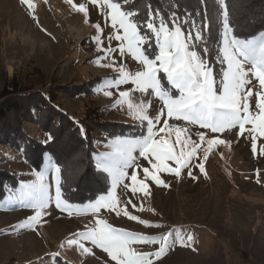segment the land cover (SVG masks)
<instances>
[{"label": "snow or ice", "instance_id": "1", "mask_svg": "<svg viewBox=\"0 0 264 264\" xmlns=\"http://www.w3.org/2000/svg\"><path fill=\"white\" fill-rule=\"evenodd\" d=\"M66 2L75 12L82 13L87 23L88 7L74 0ZM134 2L89 0L100 10L112 30L105 48L100 38L101 25H93L97 35L91 39L101 54L95 62L99 65L101 59L108 58L110 62L103 67L111 68L115 73L103 80L100 90L105 97L115 94L113 108L126 105L127 115L138 131L132 136L115 135L107 139L104 143L107 150L94 154L98 172L89 187L93 195L86 198V202L83 198L75 200L82 186L66 188L61 167L52 161L40 171L33 169L35 179L21 181L7 197L12 204L34 210L33 215L17 225L20 228L35 230L43 217L50 214L51 204L68 216L74 213L89 216L91 219L84 225V230L69 236L65 243L85 255H93L94 249L102 250L107 256L105 264H154L153 258H159L168 248L171 235V232L160 236L143 235L113 226L104 218L105 213L122 215L145 227H159L133 215L128 206L136 210V205L131 198L121 199L118 188L125 195L131 193L142 199L151 195L153 184L169 186L161 174L179 178L186 169L188 176L195 179L192 169L197 167L206 176L204 160L208 159L209 153L216 146L230 144L218 134L233 129H238L237 139L245 134L250 137L254 157L264 156V146L258 148V140H264V31L259 39L237 35L226 0H215L222 30L213 56L211 17L207 9L195 13L187 9L179 13L170 11L165 16L159 8L153 10L149 6L143 16L140 8L132 7ZM201 3H207V0H201ZM113 53L118 54L121 61L118 66ZM125 57L136 62L138 70L129 71L123 63ZM122 85H131V88L120 90ZM133 93L154 96L160 102L158 109L153 108L155 114L149 113V104L143 100L134 103ZM79 133L86 139L83 127H79ZM54 140L55 137L49 134L42 143L49 144ZM201 152L203 160L195 164ZM141 159L146 166L138 162ZM49 171L51 184L47 182ZM138 210L143 211V207ZM176 239L183 243L180 236ZM191 239L189 236L188 240ZM134 244H157L159 248L155 252L136 251L132 247Z\"/></svg>", "mask_w": 264, "mask_h": 264}, {"label": "rangeland", "instance_id": "2", "mask_svg": "<svg viewBox=\"0 0 264 264\" xmlns=\"http://www.w3.org/2000/svg\"><path fill=\"white\" fill-rule=\"evenodd\" d=\"M74 2L88 7L87 23L84 15L75 12L66 0H0V91L15 78V82L26 89H52L55 92L53 104L75 120L82 118L86 111L96 110L102 120L135 125L127 115L126 105L113 108L115 94L105 97L100 90L103 80L115 73L103 67L110 62L108 58L101 59L99 65L95 62L101 54L91 39L97 35L93 25H101L100 38L105 48L112 30L89 0ZM115 44L113 41L112 46ZM113 56L117 57L118 66L121 62L118 54L113 53ZM123 63L129 71L139 68L130 57H125ZM94 81L97 83L90 95H70ZM130 88L131 85H122L120 90ZM132 99L134 103L142 100L148 103L152 115L155 114L153 108L160 106V102L148 94L133 93ZM252 104L254 107V100ZM23 126L33 139L47 140L37 124L26 122ZM124 129L125 136H130L131 131ZM237 131L218 134L230 144L216 146L209 153L204 160L206 176L197 167L192 169L195 179L188 176L186 169L179 178L161 174L169 186L153 184L151 195L142 199L117 189L121 199L131 198L136 205V210L128 206L133 215L159 227H145L122 215L105 213L104 218L113 226L143 235L160 236L171 232L168 248L159 258H153L154 264H264V156L254 157L250 137L245 134L237 139ZM192 132L194 136V127ZM104 143L95 142L96 153L107 150ZM261 146L264 140H258V148ZM60 151L69 152L72 158L81 156L79 148L72 151L60 148ZM201 160L202 152L194 163ZM48 161H52L50 155L45 157L43 167ZM138 162L146 166L142 159ZM0 170L14 174L19 183L35 179L21 150L12 147L7 140L0 141ZM138 174L142 177V172ZM47 182L51 184L50 171ZM14 190L7 186V195L0 201V264H105L107 256L102 250L94 249L93 255H85L65 243L69 236L84 230L91 219L89 216L75 213L68 216L51 204L50 214L43 217L35 230L17 227L33 215L34 210L10 203L7 197ZM141 206L143 211L138 210ZM177 236L183 243L177 242ZM132 247L136 251L155 252L159 245L134 244Z\"/></svg>", "mask_w": 264, "mask_h": 264}, {"label": "trees", "instance_id": "3", "mask_svg": "<svg viewBox=\"0 0 264 264\" xmlns=\"http://www.w3.org/2000/svg\"><path fill=\"white\" fill-rule=\"evenodd\" d=\"M226 3L229 6L234 33L253 38L258 37L264 31V0H226ZM149 6L153 10L159 8L165 16L170 11L179 13L187 9L195 13L207 9L211 17L213 56L216 55L215 50L222 27L219 23L220 10L215 0H207L205 4H202L201 0H135L132 5V7L140 8L143 16H146ZM96 83V81L87 82L82 85L83 87L72 91L70 95L82 93L90 95ZM54 93L52 89H26L15 82V78L5 83L0 91V141L7 140L12 147L24 149L21 150L24 160L32 170L36 171H40L43 167L46 157L43 153L47 152L52 162L58 163L61 167L62 182L66 188L75 189L77 184L82 186L75 200L79 201L83 198L86 202V198L93 195L89 187L93 176L98 172L93 158L96 153L95 142H106L115 135H125L124 127L131 131L129 135L132 136L136 133V127L134 124L102 120L101 114L96 110L92 113L86 111L82 118L75 120L53 104ZM26 122L37 124L47 137L52 134L55 137L54 142L44 144L30 137L24 130L23 124ZM79 127L86 130V139L81 138ZM60 148L71 151L79 148L81 156L72 158L69 152L64 153L60 151ZM18 185L19 180L14 174L0 170V201L7 195V186L17 188Z\"/></svg>", "mask_w": 264, "mask_h": 264}, {"label": "bare ground", "instance_id": "4", "mask_svg": "<svg viewBox=\"0 0 264 264\" xmlns=\"http://www.w3.org/2000/svg\"><path fill=\"white\" fill-rule=\"evenodd\" d=\"M78 30V29H77ZM76 31V30H75Z\"/></svg>", "mask_w": 264, "mask_h": 264}]
</instances>
